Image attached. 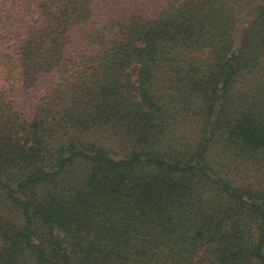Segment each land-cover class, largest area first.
<instances>
[{
	"label": "trees",
	"instance_id": "1",
	"mask_svg": "<svg viewBox=\"0 0 264 264\" xmlns=\"http://www.w3.org/2000/svg\"><path fill=\"white\" fill-rule=\"evenodd\" d=\"M0 264H264V0H0Z\"/></svg>",
	"mask_w": 264,
	"mask_h": 264
},
{
	"label": "rangeland",
	"instance_id": "2",
	"mask_svg": "<svg viewBox=\"0 0 264 264\" xmlns=\"http://www.w3.org/2000/svg\"><path fill=\"white\" fill-rule=\"evenodd\" d=\"M24 23L26 26L29 27L33 26V22L25 21ZM105 23H106V17L104 15V12H102L99 7H96L94 19L88 26L91 29H98L101 28ZM93 50H94L93 47L87 46V44L80 39L78 29L71 31V44L68 52L70 55H74L82 51L90 52ZM50 78H51L50 75L42 76L39 79L35 90L30 95L23 94L21 96L20 107L28 118H30L33 115V111L36 106L38 97L42 93V88L49 82Z\"/></svg>",
	"mask_w": 264,
	"mask_h": 264
}]
</instances>
